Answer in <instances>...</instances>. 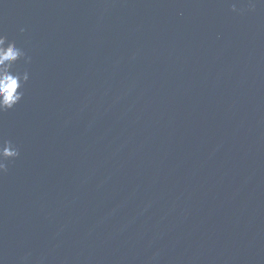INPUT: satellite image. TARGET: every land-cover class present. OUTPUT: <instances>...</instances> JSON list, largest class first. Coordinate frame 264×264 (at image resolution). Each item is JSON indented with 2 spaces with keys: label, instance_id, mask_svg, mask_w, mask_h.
Wrapping results in <instances>:
<instances>
[{
  "label": "water",
  "instance_id": "95a60500",
  "mask_svg": "<svg viewBox=\"0 0 264 264\" xmlns=\"http://www.w3.org/2000/svg\"><path fill=\"white\" fill-rule=\"evenodd\" d=\"M0 36V264H264V0H0Z\"/></svg>",
  "mask_w": 264,
  "mask_h": 264
},
{
  "label": "clouds",
  "instance_id": "9594fccd",
  "mask_svg": "<svg viewBox=\"0 0 264 264\" xmlns=\"http://www.w3.org/2000/svg\"><path fill=\"white\" fill-rule=\"evenodd\" d=\"M235 10L233 8V11ZM20 59H24L26 64L31 62V58L14 43L7 42L5 37L0 36V112L12 110L23 98L20 89L27 83L28 73L21 75L11 70ZM18 156L19 151L10 141L0 142V173L7 171L5 161L13 160Z\"/></svg>",
  "mask_w": 264,
  "mask_h": 264
}]
</instances>
